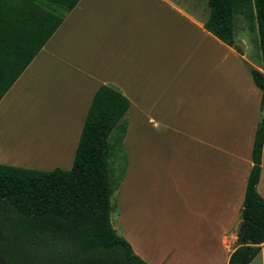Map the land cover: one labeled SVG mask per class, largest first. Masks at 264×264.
Returning <instances> with one entry per match:
<instances>
[{"label": "crops", "instance_id": "crops-1", "mask_svg": "<svg viewBox=\"0 0 264 264\" xmlns=\"http://www.w3.org/2000/svg\"><path fill=\"white\" fill-rule=\"evenodd\" d=\"M38 4L42 15L61 20L1 97L0 115L27 93L47 123L28 146L0 138V164L69 169L94 91L112 85L129 101L116 205L178 204L193 212L184 225L195 222L152 241L122 235L147 264H227L259 118L261 91L249 72L264 73L248 38L257 41L255 29L237 15V51L204 28L203 0H77L68 10ZM236 28L247 39L235 40ZM256 189L264 200V140ZM263 250L264 241L256 256Z\"/></svg>", "mask_w": 264, "mask_h": 264}, {"label": "trees", "instance_id": "trees-1", "mask_svg": "<svg viewBox=\"0 0 264 264\" xmlns=\"http://www.w3.org/2000/svg\"><path fill=\"white\" fill-rule=\"evenodd\" d=\"M70 9L77 0H0V99L60 22L41 14L39 2ZM203 26L237 51L234 24L238 14L256 31L264 71V0H206ZM261 91L259 118L251 148L237 226L238 245L227 264H249L264 241V200L256 189L264 140V73L249 69ZM128 99L101 84L90 100L69 169L39 170L0 164V219H13V234L0 224V250L10 241L26 246L34 264H147L110 222V197L123 173L112 175L113 156L125 132ZM110 139L115 149L110 151ZM0 264H9L0 257Z\"/></svg>", "mask_w": 264, "mask_h": 264}, {"label": "rangeland", "instance_id": "rangeland-1", "mask_svg": "<svg viewBox=\"0 0 264 264\" xmlns=\"http://www.w3.org/2000/svg\"><path fill=\"white\" fill-rule=\"evenodd\" d=\"M205 5L206 0H203ZM207 7V5H206ZM240 16H237V20ZM246 20V19H245ZM247 21V20H246ZM238 22V21H237ZM248 22V21H247ZM238 26V25H237ZM246 38L248 36L241 35L238 28L235 29V40L239 38ZM250 40L255 43V34H250ZM32 94H23L13 100L4 107V110L0 115V138L10 145L24 142V144L33 143L34 140L38 139L42 130L45 129L43 122L39 120L37 112L34 110V103L31 99ZM127 119V117H126ZM35 123V124H34ZM29 124V125H27ZM37 126V127H36ZM127 126V122H126ZM43 135V134H42ZM143 138V139H142ZM134 139L144 140V137L137 134ZM33 141V142H32ZM37 141V140H36ZM110 139V151L115 149ZM28 146V144H27ZM127 148L124 143L120 142V146L117 147L116 152L113 156L109 157V166L113 168V160L119 162V165H114L117 169L112 171V175L117 177L121 174V170L126 164L127 159ZM121 169V170H120ZM119 172V173H118ZM110 203L112 205L110 211V222L115 232L121 236L125 232L127 236L132 232L136 238L145 237L148 241H152L158 234H165L170 236L171 231L169 227L174 229L176 227H195L193 219L188 220V226L184 225L186 215H192L193 212L186 211L185 207H179L178 204L164 203L165 205L161 208L148 207L147 209L138 206L137 209L130 211L129 205L123 206V208L116 205V191H113L110 197ZM120 217V220L118 218ZM184 217V218H183ZM13 219H0V224H3V231L9 235L13 234L14 230L12 227ZM177 230V229H176ZM185 233V232H184ZM184 233H180L181 238L185 237ZM124 237V236H123ZM125 238V237H124ZM0 257L9 264H34V257L30 253L27 257L26 246L19 240L10 241L6 246H1ZM252 264H264V250L256 256Z\"/></svg>", "mask_w": 264, "mask_h": 264}]
</instances>
